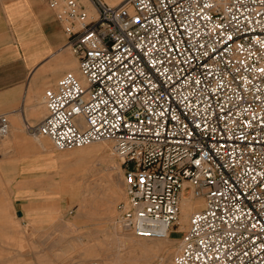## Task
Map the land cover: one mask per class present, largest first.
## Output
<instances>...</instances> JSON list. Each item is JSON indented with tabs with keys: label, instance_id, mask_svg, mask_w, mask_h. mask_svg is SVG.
<instances>
[{
	"label": "built area",
	"instance_id": "obj_1",
	"mask_svg": "<svg viewBox=\"0 0 264 264\" xmlns=\"http://www.w3.org/2000/svg\"><path fill=\"white\" fill-rule=\"evenodd\" d=\"M90 1L96 17L85 0L60 13L81 79L47 89L28 130L59 150L112 141L138 237L169 236L185 193L201 198L176 264H264V0Z\"/></svg>",
	"mask_w": 264,
	"mask_h": 264
},
{
	"label": "rangeland",
	"instance_id": "obj_2",
	"mask_svg": "<svg viewBox=\"0 0 264 264\" xmlns=\"http://www.w3.org/2000/svg\"><path fill=\"white\" fill-rule=\"evenodd\" d=\"M10 134L0 139V264H175L187 229L180 230L179 221L169 235L172 244L151 260L142 244L128 239L129 235L148 238L122 226L123 214L131 205L125 165L114 148L63 155L76 148L59 150L49 137H40L58 153L57 171L47 178L42 199L16 201L18 159L3 145ZM185 195L189 197V191Z\"/></svg>",
	"mask_w": 264,
	"mask_h": 264
},
{
	"label": "crops",
	"instance_id": "obj_3",
	"mask_svg": "<svg viewBox=\"0 0 264 264\" xmlns=\"http://www.w3.org/2000/svg\"><path fill=\"white\" fill-rule=\"evenodd\" d=\"M63 2L0 0V115H7L11 127L3 145L18 159L16 201L42 199L47 178L57 171L58 153L33 134L32 143L28 128L47 115V89L73 70Z\"/></svg>",
	"mask_w": 264,
	"mask_h": 264
},
{
	"label": "bare ground",
	"instance_id": "obj_4",
	"mask_svg": "<svg viewBox=\"0 0 264 264\" xmlns=\"http://www.w3.org/2000/svg\"><path fill=\"white\" fill-rule=\"evenodd\" d=\"M122 1L123 0H107V2L112 5L119 4ZM85 2L88 4L90 16L96 17L98 15L96 6L90 0H85ZM76 67H77V71L74 70ZM78 67H79V63L76 57H74L72 64H71V68L73 69L72 72H74L81 79V74H80ZM33 135H35L36 137H47V136H41L37 134H33ZM112 148H113L112 141L102 140V141L93 142L91 144H88L82 147H78L76 149L72 148L75 150H67L66 152H64L65 154L63 155L78 153V152H90V151H91L90 154H92L94 151H97L96 149H101V150L108 152V150L110 149L112 150ZM83 171L84 169H80L79 173L86 174ZM116 180H117V183L118 182L122 183V179H115L114 181ZM202 202L203 201L201 198L183 197L182 203H181V212H180L179 219H178V221L181 223L180 230H184L188 228L187 226L190 223V217L193 211L198 209L200 205L202 204ZM127 237L128 239L132 240L133 243L142 244L147 250L146 252H144V254L146 255V257H149L150 260L154 256H156L158 252L164 250L165 248L167 249L172 244V241H174V239L170 238L169 236L162 238V239H154V240H150V238L142 240L141 238H136L131 235ZM171 257H172V250L169 251L167 258L171 259Z\"/></svg>",
	"mask_w": 264,
	"mask_h": 264
}]
</instances>
